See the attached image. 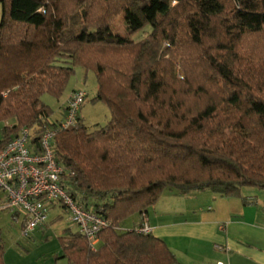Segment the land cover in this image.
Masks as SVG:
<instances>
[{
    "label": "trees",
    "instance_id": "16d2710c",
    "mask_svg": "<svg viewBox=\"0 0 264 264\" xmlns=\"http://www.w3.org/2000/svg\"><path fill=\"white\" fill-rule=\"evenodd\" d=\"M0 150L52 123L76 68L93 71L105 125L56 134L61 184L111 225L95 250L67 230L69 264H180L138 228L165 191L264 190V0H0ZM125 17L124 35L111 31ZM148 29L141 40L135 37ZM68 105V103H67ZM67 108V106H66ZM63 117L65 116V110ZM142 217L133 230L123 223ZM0 234V264L5 261Z\"/></svg>",
    "mask_w": 264,
    "mask_h": 264
},
{
    "label": "crops",
    "instance_id": "0c3cea01",
    "mask_svg": "<svg viewBox=\"0 0 264 264\" xmlns=\"http://www.w3.org/2000/svg\"><path fill=\"white\" fill-rule=\"evenodd\" d=\"M144 219L180 264H264V190L246 188L231 198L209 190L165 191ZM141 221L139 216L133 229Z\"/></svg>",
    "mask_w": 264,
    "mask_h": 264
},
{
    "label": "built area",
    "instance_id": "2783aa9c",
    "mask_svg": "<svg viewBox=\"0 0 264 264\" xmlns=\"http://www.w3.org/2000/svg\"><path fill=\"white\" fill-rule=\"evenodd\" d=\"M86 99L84 90L73 91L60 124L46 129L38 140L32 129L23 128L0 150V191L6 195L0 209L16 210L23 215L22 236L25 238L43 227L49 211L57 208L70 214L72 223L93 250L99 243L100 233L111 225L94 212L80 208L67 193L61 184L65 168L56 162L54 152L56 134L77 125ZM138 232L152 233L146 219Z\"/></svg>",
    "mask_w": 264,
    "mask_h": 264
},
{
    "label": "rangeland",
    "instance_id": "374dc122",
    "mask_svg": "<svg viewBox=\"0 0 264 264\" xmlns=\"http://www.w3.org/2000/svg\"><path fill=\"white\" fill-rule=\"evenodd\" d=\"M2 17V5L0 4V22ZM111 31L117 35H124L125 17L121 16L114 22ZM149 30L140 33L135 40H141ZM73 90H84L87 99L83 104L80 117L83 123L90 129L96 125H105L111 119V113L103 102H92L97 94V79L93 71L86 72L82 68H76L75 74L69 80L67 88L60 99L50 94H45L42 101L49 106L53 114L50 122H62L63 106L67 97ZM14 121L0 122V140L3 138V130L6 126L13 125ZM6 195L0 191V207L4 205ZM138 215L126 220L123 227L133 230L137 223ZM23 215L16 210L0 209V234L5 246V261L7 264H69L63 259V250L60 238L67 230L76 232L77 228L72 224L70 214L62 208L49 211L47 223L38 228L30 238L22 236Z\"/></svg>",
    "mask_w": 264,
    "mask_h": 264
}]
</instances>
